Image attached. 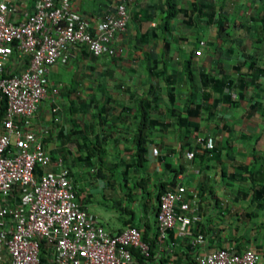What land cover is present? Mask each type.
<instances>
[{"label": "crops", "instance_id": "obj_1", "mask_svg": "<svg viewBox=\"0 0 264 264\" xmlns=\"http://www.w3.org/2000/svg\"><path fill=\"white\" fill-rule=\"evenodd\" d=\"M34 1L24 0L19 20L32 11ZM116 1L72 0V4L95 28ZM198 1L205 6L207 0H132L127 31L115 41L122 50L118 55H125L121 42L126 35L139 62V72L117 77L126 85L125 92H112L108 101L113 104L97 112L70 106L80 95L78 89L87 88L90 98L96 94L95 85L107 81L99 74L118 67L111 61L113 56L96 57L103 62L88 61L84 56L89 54L77 50L67 63L49 68L51 84L61 85L53 97L59 106L58 121H53L49 100L35 117L37 130L47 131L45 150L72 172L77 201L87 215L111 233L128 226L142 231L152 256L140 264H196L197 254L215 249L264 248V189L259 192L264 186V74L260 73L264 69V0H211L222 3L219 9L224 20L222 14L208 22L205 11L197 8L199 23L193 26L184 12L190 7H183L182 2ZM217 20L223 22L222 29L226 27L224 32L218 29ZM222 34L230 37L229 44L222 43ZM199 41L205 43L202 48ZM198 49L201 52L195 55ZM174 57L179 69L168 66ZM187 60L190 79L183 72ZM156 61L159 71L171 76L169 82L150 70L149 63ZM200 74L234 84L242 80L246 84L243 98L238 97L236 87L221 92L203 87ZM230 95V100L225 99ZM195 136L210 137L214 148L195 145ZM81 142L102 148L103 160L112 163V170L102 176L111 179L107 187L98 182L91 168L77 163L79 154L73 153L70 144L78 147ZM138 144L144 148L143 165L136 168ZM187 151L193 152L191 160L185 158ZM176 182L197 201L201 220L194 231L203 236V242L194 250L171 231L164 241H157L158 195ZM113 190L118 194L115 197ZM100 202L104 206L112 203L114 207L108 209L116 213L103 212ZM259 264H264V258Z\"/></svg>", "mask_w": 264, "mask_h": 264}, {"label": "built area", "instance_id": "obj_2", "mask_svg": "<svg viewBox=\"0 0 264 264\" xmlns=\"http://www.w3.org/2000/svg\"><path fill=\"white\" fill-rule=\"evenodd\" d=\"M131 2L116 1L92 28L72 0H35L23 20L18 15L24 0H0V104L5 102L0 119V264H140L133 252L150 259L139 228L111 233L80 207L72 172L52 159L43 145L47 131L39 132L35 125L45 100L58 121L53 97L61 85L49 81L51 66L67 63L81 49L95 57L122 53L115 41L126 30ZM204 44L199 41V48ZM194 142L204 150L214 148L210 137L195 136ZM185 158L191 160L193 152ZM200 220L194 195L181 183L159 195V243L171 231L196 249L203 242L194 231ZM263 258L264 248H220L197 254L195 262L259 264Z\"/></svg>", "mask_w": 264, "mask_h": 264}, {"label": "rangeland", "instance_id": "obj_3", "mask_svg": "<svg viewBox=\"0 0 264 264\" xmlns=\"http://www.w3.org/2000/svg\"><path fill=\"white\" fill-rule=\"evenodd\" d=\"M177 2L181 3V1H177ZM221 5H222V3L215 4V3H212L211 0H207L205 6H203V4H200L199 1L196 3H191V4L182 2L183 7L184 6H187V8L190 7L189 10H184V12H186L185 17L188 18V23H191L193 26H196L199 23V20L197 19L198 16L196 15V13H197L196 9L197 8H202L204 11H208V12L212 11L214 20H215V18H217V16L221 17L223 14L222 17L224 20V13L221 14V10L219 9V6H221ZM187 14H188V16H186ZM225 28L226 27L224 26L221 31L224 32L226 30ZM126 31L127 30H125L124 33H126ZM229 31H231V28H229ZM231 35L233 36L232 33H231ZM229 36H230V34H229ZM222 37H224V39L222 40V43L224 45H227L231 42V39H229L230 37L223 35V34H222ZM121 45L125 46L126 54L123 56H120L117 54L111 58V61L113 62V64H118V67L113 68L112 70H105L104 72L99 74L101 76L106 77L107 81L96 84L95 85L96 86V89H95L96 94L90 95L89 96L90 98H88L87 93H85L87 91V88H85V89L80 88L83 85L82 84L83 80H85L87 77V72L83 73V75H85V76L81 79L82 82L80 81V84H79L80 86L78 85V87L80 88V89H78L80 91V95L75 96L74 99L71 100L70 106L75 105V106L86 107V108L90 107V108H92V110L97 112L101 106L109 105V103L112 102V101H108L109 96L112 92H114V91L125 92V86L126 85L122 84L120 82V80L117 79V77L118 76L121 77L124 74H132L134 72H139V68H138L139 62H138L137 57H136V51L131 47L132 41H130L129 39L127 40L126 35L123 36ZM84 58H85V60H88V61H93L94 59H99L100 62L104 61V60H102V58H96V57H93L92 55H86V56H84ZM157 63H158V61L149 63L150 64V66H149L150 70H152L153 72H155V71L159 72V69H161L159 66L160 63H158V64ZM168 63H169L168 66L174 65L173 67H169V68H174L176 66V69H179L177 67L178 62H177L176 57H174V59ZM126 64L129 67L125 66ZM165 68L167 69V67H165ZM85 70H86V68L83 71H85ZM180 83H181L180 81L177 82V84H176L177 88H178ZM156 89H157V87H156ZM161 89H163V88H161ZM167 90H168V88H167ZM158 91H159V89H158ZM229 97L231 99V95ZM112 104H113V102H112ZM112 104H110V105H112ZM231 104H235V101H231ZM70 148L73 149L74 154H76V155L79 154L80 159L77 163L83 164L87 168L88 167L91 168L92 171L94 172V174L96 175L95 178H97L98 182H100L102 184V186L107 187L109 185L111 179L110 178H104L102 176H104V173H103L104 171L107 170L109 172L110 170H112V168H111L112 163H109V162H106L103 160V153L100 152L101 148L95 146L94 144L91 145L89 143L86 144L84 142H81V145L78 147L70 144ZM117 195L115 193V190H113L112 196L115 197ZM119 195H120V199H121L123 196L121 194H119ZM112 202H116V201H112ZM100 203H99V208L103 212L106 211L105 213H108V212L116 213L114 211V208L108 209V206H111L112 203L108 202V204L106 206H104L103 202H100ZM115 215L117 217V214H115Z\"/></svg>", "mask_w": 264, "mask_h": 264}, {"label": "trees", "instance_id": "obj_4", "mask_svg": "<svg viewBox=\"0 0 264 264\" xmlns=\"http://www.w3.org/2000/svg\"><path fill=\"white\" fill-rule=\"evenodd\" d=\"M166 5H167V8L169 10L173 8V6L171 4H169V2H167ZM205 13H206L207 21L208 22H212V20H213V12L212 11H209V12L208 11H205ZM168 15H170V13H168ZM222 25H223V22L220 21V20H217V27H218V29L221 30L222 29ZM183 72L186 75V77L188 79H190V77H191V69H190V62L188 60L185 61L184 65H183ZM164 73H165L164 71L155 72L156 75L163 76L164 79H165V81L166 82H169L171 76H166ZM260 73L264 74V69H261L260 70ZM200 77H201V84H202L203 87L210 86L215 91H218V92H221L224 88L232 89V88H235L236 87L238 89V92H237L238 97L239 98H243V91L246 88V84L242 80H239V82L237 84H234L231 80H228L227 82H224L222 80L213 79V78H211V77H209V76H207L205 74H200ZM225 99L230 100L229 97H226ZM4 111H5V102L2 101L1 104H0V119L3 116V114H4ZM135 150H136V155H137V161L135 162L134 165L137 168V167H141V165H143L142 164L143 159H142V155L141 154L144 152V148L142 146H140V144H138L136 146ZM100 152L101 153L103 152L102 148H101ZM122 181L125 182L126 181L125 178ZM173 185L174 184L172 183L171 186H173ZM263 189H264V186L260 187L259 188V192H262ZM163 191H161L159 193V195ZM159 195H158V198H159ZM143 239H144V237H143ZM149 249H150V247H149ZM133 255L136 257V259L138 260V262H140V263H143L144 262V259L140 255H138L136 252H133ZM150 255L152 256L151 250H150Z\"/></svg>", "mask_w": 264, "mask_h": 264}]
</instances>
